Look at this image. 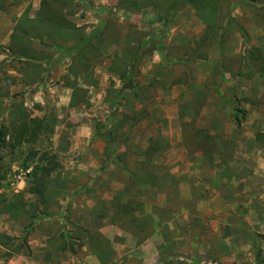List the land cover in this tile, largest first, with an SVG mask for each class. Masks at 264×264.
Wrapping results in <instances>:
<instances>
[{
  "label": "rangeland",
  "instance_id": "1",
  "mask_svg": "<svg viewBox=\"0 0 264 264\" xmlns=\"http://www.w3.org/2000/svg\"><path fill=\"white\" fill-rule=\"evenodd\" d=\"M40 1L17 0L0 9V124L7 127L0 148V229L24 219L21 235H28L30 250L26 255V247L18 246L20 239L7 240V245H0V264L20 254L31 257V236L34 244L39 243L32 234L49 216L32 218L19 209H4L9 201L18 200L14 195L19 193L24 201L37 205V196L27 192V181L44 154L45 160L54 158L59 165L46 180L47 196L58 203L50 205L54 214L66 206L71 212L77 204L85 216V205L106 209L108 204V212L97 214L99 219L108 216L113 221L108 264H262L264 252L258 259L254 246L260 244L257 235L264 233V72L256 71V64L264 60V0L232 4L231 15L245 30L246 39L236 29L227 32L223 55L232 73L219 83V94L207 85L219 49L201 48L207 51L205 60L188 57L192 42L208 36L194 9L182 6L163 26L150 6L109 16L106 9L111 0H73L69 20L77 26L110 21L106 37L110 43L116 32L126 35L121 42L129 47L153 36L172 53L171 59L178 60L168 62L157 50L146 53L133 78L135 88L125 92L117 108L116 90L123 82L110 70L112 60L107 56L115 44L103 50L102 61L93 71L94 84H85L82 75H70L85 90L74 97L63 80L69 74V58L45 41L34 40L33 46L53 56L47 71L33 78L30 69L17 71L22 65L8 52L11 35L22 16L37 15ZM216 32L208 41L218 40ZM249 50L262 58L252 64L251 72H255L250 78L241 75L247 70L239 60ZM118 64L114 66L120 68ZM234 109L244 112L238 127ZM35 117L49 120L48 127L43 126L39 136L27 132L30 142L10 146L17 132L13 121ZM95 124L103 127L102 136ZM198 131L203 132L196 140L199 146L207 142L204 132L214 144L210 157L187 152V138ZM188 149L194 152L195 146ZM111 152L120 153L121 161L105 159ZM171 169L176 173L186 169L188 176L169 178ZM147 172L154 175L153 183L137 185L135 174ZM162 177L171 182L164 183ZM115 197L140 202L133 214L155 219L157 239L137 248L151 235L152 225L140 239L128 231L127 214H120L117 221L114 218ZM53 219L57 224L58 219Z\"/></svg>",
  "mask_w": 264,
  "mask_h": 264
},
{
  "label": "trees",
  "instance_id": "2",
  "mask_svg": "<svg viewBox=\"0 0 264 264\" xmlns=\"http://www.w3.org/2000/svg\"><path fill=\"white\" fill-rule=\"evenodd\" d=\"M17 0H0V9L4 8V5L15 4ZM19 1V0H18ZM113 1L109 7L106 9L109 16L120 12L131 10L133 12H139L141 8L150 6L155 9L157 13L158 22L163 26L169 24V20L176 14L182 6H187L196 11L202 20L205 28L206 35L210 36L217 34L219 31L220 37L217 41H208V36L203 38L200 37V42L193 41V47L190 55L188 57H193V59H207V50L211 46H216L219 49L220 55L217 62L213 65L210 78L208 80V88L215 90L219 94V83L225 78L227 73H232L230 67H227L224 60L223 49L225 47V38L227 37V32L230 30H237L244 39H246V32L242 27L236 25L232 15L231 7L233 3H239L244 0H111ZM253 1V0H252ZM225 4V6H223ZM74 5L73 0H41L40 7L37 11V15L34 18L25 14L20 20H17L13 33L11 35L10 45L8 46V52L15 58L20 65L17 71L22 70L30 71V77L33 78L36 74L40 75L42 70L47 71L49 64L53 60V56L49 54L46 50H38L33 46L34 40L45 41L49 45L56 48L62 54L69 58L68 62V75L63 77L66 81L65 86L72 88L73 97L74 94H81L83 89L78 86L76 80L70 79V75L77 77L82 75L83 81L87 85H92L95 83L93 78V71L96 65H98L103 58V50L112 48V45H116V49H113L107 56L112 60V71L117 72L120 79L123 82V86L116 90V108L119 107L123 96L127 91H132L135 88L133 78L135 76L138 63L141 58L146 53H151L153 50H157L164 60L170 62L172 61L171 55L168 48L159 42L155 37L151 36L146 39L145 43H139L136 47L125 46L121 39L126 37L119 32L114 35V42L110 43L107 37V31L110 28V21H106L104 24L98 25H84L77 26L71 20H69V15L72 14V7ZM110 18V17H109ZM204 32V33H205ZM202 38V39H201ZM148 44V46H146ZM147 47V48H146ZM146 48V49H144ZM201 48H205L201 50ZM255 51V52H254ZM249 50L247 54L239 56V60L243 62V68L245 72L241 75L250 78L253 75L252 64L257 62V59L261 58V54L256 50ZM178 61L177 58L173 59ZM119 61L116 68L114 64ZM42 65H45L44 68ZM25 68V69H24ZM256 71L260 73L264 72V60L256 64ZM22 73V72H21ZM85 91V90H84ZM83 91V93H84ZM83 95V94H82ZM234 123L238 127L241 124V118L244 117V112L238 114V110L234 109ZM48 121L44 118H23L21 120L17 119L13 121L14 129L17 130L15 134L11 137L10 146H20L23 142H30L31 137L27 136V132L31 136H39L42 127H48ZM45 123V124H44ZM46 127V128H47ZM97 134L103 135V127L100 124H95ZM7 127L1 123L0 124V148L3 147L6 139ZM112 131L109 129L108 133ZM201 134V135H200ZM203 136V132H195L190 138H187V152L197 157H210L211 153H214V144L211 141L209 135L204 132V139L207 142L198 145V137ZM153 145H150L152 147ZM195 146V151H189L188 147ZM151 149V150H152ZM150 150L146 152L145 156L151 157ZM200 155V156H198ZM46 156V154H44ZM39 158L38 163L33 167L31 173H29V181H27V192L30 194H35L37 196V205L33 203H28L23 200L21 193L15 194V199L17 201H9L5 206V211L8 209H19L21 213H26L32 218H36L40 215H46L52 218H60L62 220V225L60 227V233L56 241L50 245L58 250H69L72 253H76L85 242H89L91 247L96 250H107L109 247L108 240L97 230L89 228L85 225H75L70 221V210L69 206H66L58 213H53L50 208L57 205L53 199L47 196L46 192V180L50 176L54 169L58 168V163L56 159L51 158L45 160ZM147 158V159H148ZM105 159H110L113 162H120L121 155L118 152H111L105 155ZM150 161V159H148ZM154 175L152 173H144L142 176L135 174V183L137 185H147L152 184ZM52 205V206H50ZM141 203L134 201L133 199H128L126 201H121L120 198L115 197V208L114 218L117 221L118 217L121 215H128L127 224L125 228L128 231L135 233L138 238H142L141 233L143 231L149 230L150 222L145 217H139L133 214V209L140 207ZM117 215V217L115 216ZM11 216V214H9ZM127 217V216H126ZM68 227V229H67ZM151 231H153L151 229ZM150 234V232L148 233ZM145 236V235H144ZM147 236V235H146ZM258 238L260 239V244L254 246L256 257L260 259L262 253L264 252V233H259ZM27 234L21 235V237H11L4 233H0V245H7L5 241L14 242L16 239H20L21 244L18 245L19 248L22 246L26 247L27 254H30L27 244ZM51 242V241H50ZM18 249V248H17ZM18 252V251H17ZM12 256V255H9ZM264 264V262L262 263Z\"/></svg>",
  "mask_w": 264,
  "mask_h": 264
},
{
  "label": "crops",
  "instance_id": "3",
  "mask_svg": "<svg viewBox=\"0 0 264 264\" xmlns=\"http://www.w3.org/2000/svg\"><path fill=\"white\" fill-rule=\"evenodd\" d=\"M169 173V178L173 175H175L176 177L182 175L188 176L186 169L180 171L179 173H176L171 169ZM163 179L164 183L171 182L170 179ZM78 187L76 186L75 189V191L77 192L81 191L80 189H78ZM105 206L106 209H102L101 207L99 208V206L97 208L96 206L93 207L92 205L87 204L82 208V210L87 214L85 216H82L80 207L77 204H73V206H71L70 221L75 225H85L100 232L109 241L110 244L108 248L110 249V247L112 246L111 241L114 236V233H112L114 232L112 225L113 221L111 220V218L109 219L108 216L99 219L97 215L102 214V212H108V204L106 203ZM57 219V224L55 222V219L49 217L48 219L42 220V225H38L37 230H35L32 235L33 239L35 236L36 240L39 241V243L34 244V240L32 241V236L31 241H29L30 248H32L31 257H26L20 254L12 257L5 262H1V264H108L106 256L108 255L107 252L109 249L96 251L91 247L89 242H85L84 245L80 249H78L76 253H72L69 250H58L53 247L54 245H50L49 241H53L56 239H53L52 237L54 235L58 236L60 233L62 220L60 218ZM39 221L40 219L37 220V222ZM24 222L25 220L22 218H20L19 222L10 221L6 223L4 230H0L5 231L7 234L12 236H19L24 232ZM149 222L152 225L153 231L151 235L147 234V237L145 238L146 240L140 245H137V248H142L145 243L148 244L150 243V241L157 239L156 221L151 216V220L149 219ZM38 224H40V222ZM1 249L2 248L0 246V250ZM114 249L117 250L116 246H114ZM45 256H51V258L53 257L55 261L46 260ZM55 257L57 258L55 259Z\"/></svg>",
  "mask_w": 264,
  "mask_h": 264
}]
</instances>
